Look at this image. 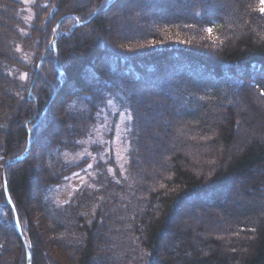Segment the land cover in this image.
Returning <instances> with one entry per match:
<instances>
[{"label":"trees","instance_id":"16d2710c","mask_svg":"<svg viewBox=\"0 0 264 264\" xmlns=\"http://www.w3.org/2000/svg\"><path fill=\"white\" fill-rule=\"evenodd\" d=\"M108 1L112 0L77 4L74 0H31L29 11L23 0H0V165L4 168L11 159L4 168L6 183L32 255L31 264H264V209L254 211L256 203H245L238 209L224 208L229 205L221 202L211 204L242 223L236 229L240 238H230L234 243L231 250L215 237L201 239L203 247L198 248L190 227L170 226L177 205L185 197L215 195L226 203L225 198L232 193L224 189L231 184L246 196L264 192L261 139H252L233 154L223 153L208 176H198L189 169V160L181 150L167 151L164 169L155 178L144 171L150 153L145 139L154 141L151 135L146 138L149 126L144 116L159 113V124L168 132L172 117L185 118L190 134L204 135L210 126L217 133L208 143L214 149L233 145L239 120L249 118L236 111L232 95L245 96L255 119L264 124V111L253 103L251 91L257 88L264 93V77L262 83H252V74L242 76L246 70L251 73L256 64L264 71L261 0H242L241 16L248 23L244 34L219 15L214 7L217 0H164L165 9L160 12L158 0H118L117 6L130 4V11L140 1L142 10L137 12L144 14L139 17L141 24L123 38L109 29L107 32L110 20L102 14L110 10ZM127 9L119 10L121 16L130 12ZM149 15L153 16L152 23ZM78 20L83 22L71 29ZM56 27L69 31L58 39L57 51L50 46ZM164 58L171 63L161 70L159 61ZM23 70L27 71L25 78ZM62 79L63 87L70 89L60 88L57 98L70 133L44 144V149L50 146L55 153L49 159L52 168L46 169L43 183L37 187L32 155L35 148L23 159H13L23 153L29 135L33 143L40 138V124H34L36 115ZM111 101L126 108L131 116L124 170L113 156H98L90 172L84 171L87 179L71 197L55 202L49 190L72 173L85 170L87 162L74 163L62 155L63 150H78L92 135V128L115 113ZM23 102L27 105L20 109ZM216 104L223 115L219 123L214 121ZM168 136L162 135V139L166 141ZM91 149L101 154L99 144L92 143ZM35 188L41 190L40 204L51 226L48 232L53 235V249H48L32 213ZM14 214L1 184L0 255L4 246L16 242L18 257L15 251L10 253L14 264H27L25 241L18 233ZM164 236L171 242L169 246L162 241Z\"/></svg>","mask_w":264,"mask_h":264},{"label":"rangeland","instance_id":"374dc122","mask_svg":"<svg viewBox=\"0 0 264 264\" xmlns=\"http://www.w3.org/2000/svg\"><path fill=\"white\" fill-rule=\"evenodd\" d=\"M23 1L25 2L26 5H28V6L25 5L26 6L25 8H27V10L30 11L31 9L29 7V3L31 2V0H23ZM85 1L86 0H74L76 4L79 2L83 3ZM141 6L142 3L140 1H137L134 4L132 11H130V4H123L121 6H116L117 8L115 7L113 9H110L109 11H105L102 15L110 20L109 21L110 25L107 27V32L109 29L111 34L117 35L121 38H123V36L130 35L132 31L135 30V27L141 24L139 17L144 14H142L141 12L138 14L137 12L139 8L140 10H142ZM214 7L216 10H219L218 12L220 16H223L228 21H230V23H233L235 25L236 29H238L237 31H239L238 33L244 34L245 32L244 28L247 26L248 23L241 16L243 12L242 0H217L216 5ZM122 8L124 9L128 8L127 11L128 10L130 11L124 17L121 16L122 13L119 12V10ZM163 9H165V7H162L160 10H157V12H160ZM176 9H179V7H176ZM148 20L150 23H152L153 16L149 15ZM76 23H78V21ZM74 25L71 27V29L74 27ZM85 27L86 29H88L87 26ZM43 28H46V26L44 25ZM253 29L256 30L255 28ZM37 33L38 35L40 34L43 35V33H40V31H37ZM61 33L62 35L64 33L68 34L69 31H62L60 29H57L55 33H53V38L50 42V46L55 51H57V42L60 37L57 40L55 38H57V36ZM257 36H260V34L258 33ZM55 60H57V56L55 57ZM24 70H27V66L24 68ZM24 70L22 71L21 74L25 78L27 76V71L25 72ZM60 71L62 70L60 69ZM251 73H253V71H251ZM43 77H44V81L48 80L47 74L44 73ZM253 79L254 77L252 74V78H251L252 83H254ZM64 82L65 80L62 79V82L59 84V86L63 87L65 85ZM230 85H233V83L230 82ZM62 89L66 90L70 88L66 87L65 89V87H63ZM233 89L234 88L232 87V91H234ZM6 90L9 91V89ZM251 91L253 93V103L263 112L264 95L262 96V94L259 93V89L257 88L256 89L251 88ZM64 92L65 91H63L62 93ZM57 93L58 90L55 89L49 101L47 102L46 106L41 111H38L36 115V119L34 118L35 119L34 124H38V123L40 124V130H38L40 138L37 140L38 145L37 146L35 145V150L32 153V155H34L35 157L34 166L37 171L34 177V181H35L34 185L37 184V187L41 186L40 184L43 183L44 180L43 173H45L49 168H52L51 163H49V159L51 160V158L53 157V153H55V150L50 146L44 149V147H42V143L44 141L45 143H48L49 141L52 142L53 140L59 139L60 137H65L64 135H66V133H70L66 129L68 125L64 123L65 120L64 114L63 116L60 115L62 114L61 113L62 105L60 103V100H57V97L59 96L57 95ZM19 96L20 95L16 96L18 100H20ZM232 98L233 99L231 103L236 108V111L240 115L243 113L247 114L249 118L247 117L245 118L241 115L242 116V119H240L241 124H239V127L236 129L237 140L230 147L220 146L214 149L210 144H208L212 138H215L217 136L215 130H213L210 126H209V131L206 134L202 133L204 135H201L195 131L190 134V126L187 125V123L189 124V122L186 121L185 118L172 117V121L170 122L169 125L171 131L168 132L166 131V129L162 128L159 124L161 123L160 122L161 115L159 113L151 117L144 116L146 124H148L149 126L147 127L148 129H146V138L149 135H151L152 138L154 139V141L149 139V137L145 139L148 149L150 150V153L148 155L149 156L148 168L144 170L146 171V174L152 176V179L155 178L154 176L155 174L160 175L164 169L163 167L165 161L164 159L167 151L181 150L182 155H184L189 160L190 163L189 169L193 170V172L198 176L201 175L208 176L210 172L209 170H211L213 166L221 159L223 153L233 154L241 150L246 144H248L254 138L261 139L262 142H264V124H262L259 118L255 119V117L257 116L255 114H252V112L250 111L249 105H247L248 103L247 101H245L246 100L245 96L237 98V96L232 95ZM17 103L18 105H20L21 100L18 101ZM24 103L25 102H23V105L20 106V109L25 108L27 103L26 104ZM110 106H112L111 109L114 110L115 113L111 115V117H106V119H104L102 123H97L92 128L93 131L92 135L83 142V144L81 145V147L78 148V150L74 152L68 150L66 151V149L63 150L62 155H64L65 158L68 157V159H70L72 162L78 163L83 159L84 160L87 159V162L84 165L85 170H80L77 171L76 173H72L70 176L66 178L65 181L55 186L53 185L54 187H52L49 190V192L53 195L55 202L61 203L63 201H66L69 197H71V195L74 193L76 188L87 179L88 174L84 171L90 172V169L92 168L93 163L96 161L98 156L102 159L105 158L106 154L109 155L110 157L113 156V158L117 161V164L120 165L122 170H124L127 161V151L129 147L128 133L131 122V116L126 108H119L118 105L115 104L113 101L110 102ZM220 109L221 108H219L217 104L215 105V107H213L214 121L216 123H219L223 116V115L221 116L220 113L218 112V110ZM2 119L3 116L2 114H0V123L2 122ZM51 123L53 124L54 129L56 128L57 130L56 131L51 130L47 132V130H45V127L47 126L49 127V125L52 126ZM41 130L42 131L45 130L44 133L47 136L42 135L43 132ZM162 135L163 136L169 135L166 141L162 139ZM190 140L192 142L191 144H190ZM92 143H96L101 146V154L96 155L92 151L91 149ZM182 145H184L185 147ZM154 148L159 149L161 152H155ZM5 179H6L5 169L0 165V185L1 184L5 185L4 183ZM35 189L36 190L32 195V199H34L35 201L32 200L33 203L31 204L32 213L36 219L35 223L40 227V232L42 234L44 233L42 237L48 243L47 245L48 249L49 248L53 249L54 244H51L50 242V240L53 238L52 237L53 235L48 232V228H50L51 226L49 225L48 220L46 218V213L43 210L44 207L40 204L43 203L39 194L41 193V190L40 188L39 189L35 188ZM262 193L264 192H260V194H256L255 192H249L248 196H246L244 195L245 193L240 192L237 195L238 199L236 198L231 201L229 200L227 203L229 206H224V208L234 207L238 209L241 207V205L245 203H252V204L255 203L257 198V199H261V202H259V204H262V207L264 209V194ZM211 199H213L212 195L211 196L206 195L204 198H196V199L185 197L182 203L186 204L187 202H190V205H195L194 211H190V215L183 216L180 219L177 218L175 219L176 216L174 215V217L170 221V226L171 227L184 226V228L190 227L191 231H194L195 238L193 239V243L195 246L197 247L199 246L198 248L202 249L203 247L200 242L201 239L204 238L209 239L210 237H215L218 238L223 243L225 249L231 250L232 249L231 247L234 246L233 245L234 243L230 240V238L232 237L240 238L241 235L236 232V229L240 228L242 223L239 222V219L236 218L233 219L232 217L229 218L227 216V213L225 212L226 211L225 209H223L222 211V209H218L217 207L214 206L209 207L205 204H199V203H207ZM196 200L199 201L198 204L194 203V201ZM180 204L181 203H179L177 206H179ZM251 222L255 223L256 220L253 219ZM253 223H251V225ZM199 228H201L202 230L199 231ZM230 231H233V233H230ZM165 236L163 237L162 241H164L165 246H169L171 242L168 239H166ZM0 241H2V238L0 239ZM55 249L58 248L55 247ZM13 251L16 252L18 257L19 255L18 243L14 242L13 244L4 246L3 252L1 253L2 255H0V264H14L15 259H13V257H11L10 254ZM67 260H69V258H67Z\"/></svg>","mask_w":264,"mask_h":264},{"label":"bare ground","instance_id":"6f19581e","mask_svg":"<svg viewBox=\"0 0 264 264\" xmlns=\"http://www.w3.org/2000/svg\"><path fill=\"white\" fill-rule=\"evenodd\" d=\"M117 0H112V1H110L108 4H107V6L110 8V9H113L115 6H117L118 5V3L116 2ZM127 1V0H126ZM121 2H123V0H121ZM156 5L159 7H164V5H166L165 4V1L164 0H158L157 2H156ZM112 12V11H111ZM83 22V21H82ZM81 22V23H82ZM81 23H78L77 25H79V24H81ZM74 26H76V25H74ZM74 28V27H73ZM72 28V29H73ZM159 63H160V69L161 70H163V69H165V68H167L166 67V65H170V61L168 60V58H164V59H161L160 61H159ZM262 65H260V64H256V65H254V69L252 68V70H253V73H249V70H246V71H244L243 73H242V76L243 77H247V75H249V77H250V74H253V77H254V79H253V81L255 82V83H258V82H263L262 81V77H264V71L262 70ZM60 72H62V71H60ZM251 77H252V75H251ZM62 87V86H61ZM60 86H58V88H57V90L59 91L60 90V88H61ZM63 88V87H62ZM57 100H58V98H57ZM224 113V112H223ZM239 122H240V120H239ZM52 124V123H51ZM59 126V125H58ZM56 127V126H55ZM47 128V129H46ZM45 130H47V132L48 131H53V130H57L56 128L54 129V127H53V124H52V126H50L49 125V127L47 126V127H45ZM44 130V131H45ZM32 142V141H31ZM44 144H45V141L42 143V147H44ZM35 145L37 146L38 145V142L36 141V142H32L31 143V145H30V149H29V152H30V150H31V148L33 149V148H35ZM27 146H28V143H27ZM27 146H26V148H27ZM40 147V146H39ZM26 148H25V150H26ZM25 150L23 151V153L22 154H24V152H25ZM22 154H20V155H22ZM20 155H18V156H20ZM18 156H16V157H18ZM16 157H14V159H13V161H15V160H17V159H15ZM26 157V156H25ZM23 159V158H22ZM11 162V159H8L7 161H6V163H5V167H6V165L8 164V163H10ZM4 167V168H5ZM229 191L230 192V194L232 193V195H230L228 198H225L226 200H225V202L226 203H224V202H222L218 197H216L215 195L213 196V199L209 202H207V203H199V201L198 200H196V201H194V203H199V204H205V205H207V206H210L211 207V204L212 205H218V204H216V203H219V202H221L220 204H224V205H227V203H228V201L230 200H234L235 198H238V194H239V191L237 190V186L235 185V184H231L230 185V187H229V189L227 188V189H224V191ZM255 193L257 194V193H259L258 191L256 192L255 191ZM261 196V195H260ZM259 202H261V199H257L256 198V207H255V209H254V211H260L259 209H263V207H262V204H259ZM219 204V205H220ZM194 209H195V205H190V202H187L186 204H184V203H181L179 206H178V208H177V210H176V212H175V219L177 218V219H180L181 217H183V216H188V215H190V211H194ZM15 215V223H17V221H18V223H20V220H19V216H18V214L16 213V214H14ZM16 228H17V226H16ZM17 230H18V228H17ZM18 233L21 235V237L23 238V233H22V228H20V230H18Z\"/></svg>","mask_w":264,"mask_h":264},{"label":"water","instance_id":"95a60500","mask_svg":"<svg viewBox=\"0 0 264 264\" xmlns=\"http://www.w3.org/2000/svg\"><path fill=\"white\" fill-rule=\"evenodd\" d=\"M30 145H31V142L29 141L28 146H27V148H26L24 154H22V155L16 157L15 159L19 160V159L25 157V156L28 154V152H29ZM4 183H5L4 186H5V190H6V195H7L8 202L11 204L12 208L15 210V208H14V204H13L12 199H11V197H10V194H9V192H8V189H7V185H6V181H5V180H4ZM16 226H17L18 230H20L21 227H20V223H18V221H17V223H16ZM28 255L31 256V254H30L29 252H28Z\"/></svg>","mask_w":264,"mask_h":264},{"label":"snow or ice","instance_id":"6c2138e0","mask_svg":"<svg viewBox=\"0 0 264 264\" xmlns=\"http://www.w3.org/2000/svg\"><path fill=\"white\" fill-rule=\"evenodd\" d=\"M261 8L260 11L261 13H264V0H261ZM209 33H211L212 29H208ZM262 95H264V93H261Z\"/></svg>","mask_w":264,"mask_h":264}]
</instances>
